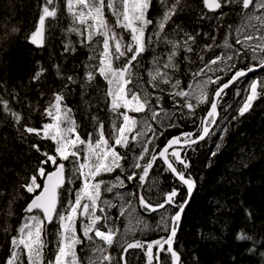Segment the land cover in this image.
I'll return each mask as SVG.
<instances>
[{
    "label": "snow or ice",
    "instance_id": "obj_1",
    "mask_svg": "<svg viewBox=\"0 0 264 264\" xmlns=\"http://www.w3.org/2000/svg\"><path fill=\"white\" fill-rule=\"evenodd\" d=\"M154 7L155 24L150 18ZM64 11L71 25L62 29L59 50L49 55L60 81L55 89L54 81L46 86L48 68L39 62L19 90L0 82V264H131L128 257L135 250L143 251L146 264H186L176 244L185 210L203 180L194 158L219 133L215 147L204 153V167L210 168L230 128L264 105V75H255L264 71V0H156L155 5L153 0H38L23 39L37 49L51 47ZM209 17L213 32L189 30ZM225 18H239V23L234 27ZM221 27L226 28L223 44L214 34ZM20 32L9 13H0V53L14 46ZM81 48L90 53L87 62L66 74L64 64ZM149 50L153 55L146 67ZM184 77L195 84L185 88ZM101 78L106 83L103 105L112 114L110 132L93 114L91 93L100 91ZM73 94L89 115L86 133L68 106ZM187 124L191 130H182ZM25 143L38 154L37 162L29 172L14 175L5 165ZM133 144L139 152L129 161ZM251 159L237 158L231 178H220L235 185L233 195L240 196L242 205L252 181L241 178ZM113 173L114 179H105ZM129 185L127 193L103 198ZM137 205L144 213L160 215L156 229L166 235L150 242L134 238ZM21 207L22 218L13 221ZM120 217L128 219L123 232ZM114 245L116 257L109 251ZM193 264H199L195 257Z\"/></svg>",
    "mask_w": 264,
    "mask_h": 264
},
{
    "label": "trees",
    "instance_id": "obj_2",
    "mask_svg": "<svg viewBox=\"0 0 264 264\" xmlns=\"http://www.w3.org/2000/svg\"><path fill=\"white\" fill-rule=\"evenodd\" d=\"M37 2L38 0H0V13H9L10 18L16 21L21 29L14 46L0 53V82H4L10 88L15 87L19 90L20 85H27L31 74L37 70V62L48 68V72L45 73L46 86L49 82L54 81L51 86L55 89L56 85L60 83L51 67L52 63L56 61H50L49 55L59 50V41L64 35L62 29L71 25V17L64 11L53 31L52 46L37 49L23 39L24 33L33 23ZM153 3L155 5L156 0ZM29 4L32 5L31 8L28 7ZM107 15L110 18V25L114 24L115 18L111 16L110 12ZM151 16H158L155 7L150 12V18ZM225 20L233 23L234 27L239 23V18L234 20L225 18ZM210 25L214 26L211 17L202 25H192L189 30L196 28L200 32H213V27ZM117 31L122 30L117 29ZM225 32V27L214 32L217 43L223 44ZM123 34L127 36V33ZM73 39L76 38L73 36ZM229 42H232V37H229ZM89 54L87 49H79L77 56L70 58L69 62L64 64L62 71L68 74L74 65H80L82 68V62H87ZM255 75H264V71ZM103 89L105 86L100 81V91H92L91 96L94 105L93 114L104 121L107 129L111 128L109 122H111L112 114L107 112L103 105ZM97 100L99 101L98 108L95 107ZM68 106L72 108V116L80 131L86 133L90 130L89 115L86 114V107L80 97L76 94L70 95ZM191 128L192 125L187 124L182 130H191ZM171 133H177V130H171ZM216 140L217 137L208 141L199 157L194 158L196 161L194 166L198 169L199 175L203 176V180L199 182L185 211L181 228L177 234L176 246L183 254L186 264H193V257L198 259L199 264H264V105L257 106L255 111L230 128L212 166L205 168L207 158L204 153L215 147L214 141ZM245 155L252 159L250 167L246 170V176L241 179L244 181L251 179L252 183L247 190L246 202L242 205L239 202L240 196L233 195L236 191L235 185H229L226 181H221L220 178L225 176L230 179L229 169L235 164L237 158ZM36 157L38 154L34 150L29 151L26 143L18 145L5 166L14 175L29 172L37 162ZM66 167L71 168V165L67 164ZM156 179L161 181L160 185L163 184L161 179ZM8 191H13L11 184H9ZM17 204L22 205L23 201L18 200ZM246 210L253 214L251 218L247 216ZM22 216L23 208L21 207L17 215L13 217V221L21 219ZM156 225L152 224L148 233H140L134 238L150 242L166 235V233L157 230ZM16 227L18 224L13 223V228ZM49 229L54 231L51 225ZM143 231L144 229H142ZM240 235L248 238L240 239L238 238ZM3 254L4 250L0 247V256ZM45 255L47 257L49 253L46 252ZM161 256L166 259L165 254L162 253ZM128 259L131 264H146V258L141 250H135Z\"/></svg>",
    "mask_w": 264,
    "mask_h": 264
},
{
    "label": "flooded vegetation",
    "instance_id": "obj_3",
    "mask_svg": "<svg viewBox=\"0 0 264 264\" xmlns=\"http://www.w3.org/2000/svg\"><path fill=\"white\" fill-rule=\"evenodd\" d=\"M153 2H154V0H153ZM151 18L153 19L154 24H155V21H156V19L158 18V16H151ZM152 29H153V26L150 25L148 31H151ZM157 51H159V49H157ZM152 55H153V53L151 52V50H149V51L145 54V57H144L143 63H144V65H145L146 67H150V63H149V62H150V60H151V58H152ZM143 75L145 76V78H147V74H146V73H143ZM101 81H102L103 85H104L105 88H106V83L103 82L102 78H101ZM183 81H185V83H183V86H184L185 88H187V85H188V83H190V82L193 83V84H195V82L191 80V77H184V80H183ZM149 90H150V89H149ZM166 107H168V108L170 109V105H166ZM137 118H138V119L143 118V114H138V115H137ZM149 123H152V126H153V127H158V126H157L154 122H152V121H149ZM109 124H111V122H109ZM171 130L174 131V129H169L168 132L171 133ZM106 131H107V132H110V131H111V128H107ZM168 132H166L165 134L168 135ZM177 134H178V133H177ZM218 135H219V133L217 134V137H218ZM148 136H151V132L148 133ZM213 138H216V137H213ZM161 140H163V137H161ZM132 149H133L132 152H129V153H128L129 161H131V156H132L133 154H136V153L139 152V146L133 144V145H132ZM120 151L123 152V151H125V150H124V149H120ZM118 171H119V170H117V172H118ZM115 175H116V173H113V174H111V175H106V176H105V179H114ZM156 178H159V179H161V180L163 181V178L160 177V176H157ZM76 183H77V185H78V184H79V181H77ZM160 187H161V189L166 190V188H165V184H164V183H163L162 185H160ZM130 190H131V186H130V185H129L128 187H126V188H122V189H114L113 193H103V198L113 199V197L115 196V193H116L117 191L122 192V193H127V192L130 191ZM125 198H126V200H127V199H132L131 197H127V196H126ZM133 203H135L134 200H133ZM169 211L171 212L172 210L170 209ZM113 214H116V210H115V209H113ZM136 219H142L144 223L137 225V224H136ZM159 219H160V215H159L158 213H151V214L144 213V212L142 211V209H140L139 206L137 205V207H136V213H134V218H133V220H132V225H131L134 229H136V230H135V235H134V236H136V235H138V234H140V233H144V232L148 233V232L150 231L151 225H152V224H157L158 221H159ZM118 224H119V227H120L121 232H123L125 226L128 224V219H127L126 217H120V219H119V221H118ZM144 224H147L148 227H147V228H144ZM142 229H144L143 232H142ZM152 233H153V232H152ZM130 237H131V236H130ZM109 251H111V252H112V255H113L114 257H116V256L118 255V252H119L118 246L114 245L113 249H110ZM80 255L83 256L84 253L81 252ZM89 255H91V253H89Z\"/></svg>",
    "mask_w": 264,
    "mask_h": 264
},
{
    "label": "water",
    "instance_id": "obj_4",
    "mask_svg": "<svg viewBox=\"0 0 264 264\" xmlns=\"http://www.w3.org/2000/svg\"><path fill=\"white\" fill-rule=\"evenodd\" d=\"M249 75L251 76L252 74H249ZM193 196H194V194H193ZM192 198H193V197H192ZM191 200H192V199H191ZM190 202H191V201H190ZM187 208H188V207H187ZM187 208H186V209H187ZM185 211H186V210H185ZM177 234H178V233H177Z\"/></svg>",
    "mask_w": 264,
    "mask_h": 264
}]
</instances>
